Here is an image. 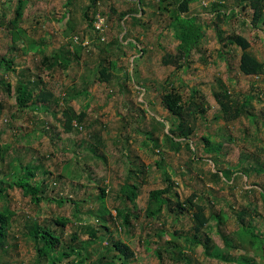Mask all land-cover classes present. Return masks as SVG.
I'll list each match as a JSON object with an SVG mask.
<instances>
[{
	"label": "rangeland",
	"instance_id": "obj_1",
	"mask_svg": "<svg viewBox=\"0 0 264 264\" xmlns=\"http://www.w3.org/2000/svg\"><path fill=\"white\" fill-rule=\"evenodd\" d=\"M247 4L191 0L183 16L195 18L201 39L186 58L167 1L0 0V184L7 189L0 212L10 214L0 264H36L34 225L62 237L47 264H264V76L243 75L242 50L221 41L240 36L245 52L264 62V8L253 25ZM21 82L22 89L43 82L52 99L20 106ZM167 94L199 107L189 140L176 133L180 120L166 109ZM217 95L230 107L250 99L228 119ZM68 110L85 119L66 134ZM27 167L33 183L44 184L39 205L13 186ZM135 185L132 202L123 191ZM169 186L166 197L185 212L150 202L151 192ZM192 198L209 221L198 235L185 206ZM60 218L65 228L55 226ZM69 245L80 255L66 260Z\"/></svg>",
	"mask_w": 264,
	"mask_h": 264
},
{
	"label": "trees",
	"instance_id": "obj_2",
	"mask_svg": "<svg viewBox=\"0 0 264 264\" xmlns=\"http://www.w3.org/2000/svg\"><path fill=\"white\" fill-rule=\"evenodd\" d=\"M167 1V3L173 5V12L175 14V20L177 23H173L176 27L179 28L177 32V36L179 39L182 40L181 49L185 55L186 58L192 57L193 51L197 48L198 43L200 42L201 35H200V26H196L194 22V17H185L183 16L184 13H186L189 9V4L191 0H163ZM248 8L252 10V18H251V24L256 25V23L260 22V19L262 17L263 8H264V0H248L247 4ZM216 20L217 22L220 21L218 12L216 13ZM22 15L21 7L16 10L15 17L13 20L10 21L9 28H15L16 22L20 19ZM222 42H225L223 44V47L229 46V45H235L238 46L242 53L240 55L239 63H238V69L239 71L246 76H264V62H258L256 59L248 55L245 50L248 48V43L245 42L243 38L237 35L228 36L225 39L221 40ZM172 56H169V59L166 60V63H170L172 60ZM46 63V61H45ZM50 66V65H49ZM103 75H105L106 70H102ZM22 86H24V83L21 82L19 84V88L17 89V94L15 96V100L20 104L22 107H26L27 101H32V103H43L45 104L48 100L52 99V94L47 92L45 90V85L43 82H39L38 84H34L31 82H28L27 88L22 89ZM28 89V90H27ZM8 92H11V87L8 85L7 88ZM37 92V94H34V92ZM11 94V93H10ZM15 95V93H14ZM223 96L217 95L216 100L220 104L221 110L223 114L228 118H237L243 114V111L241 109V106H245L247 104L246 101H248L250 98H246V101L243 102V105H236L233 107H230L227 103H224L221 98ZM163 103L166 107V109L175 117H177L180 120V126L177 129L176 133L180 134L181 137H183L186 140H189L190 137L195 133L194 129L190 127L189 118L190 116L197 111L198 105L195 102H190L188 105H185L182 101V97L179 94H167L163 96ZM66 121L64 124L65 127V133L69 134L72 132L73 125L72 123H83L85 119V115H77L75 111L68 110L65 113ZM173 134H175L173 132ZM205 143L208 147L207 152H211L214 150L210 147V141L208 139H204ZM218 150V149H217ZM216 150V151H217ZM3 149L0 147V163L3 162L4 159V153ZM33 179H35L34 172L31 170V168L27 167L25 168L23 177L19 178L18 181L13 185L17 189H19L23 196L26 198H29L31 203L33 205H39L43 200V195L45 193V188L43 187V183H33ZM10 188V187H9ZM171 186H169L165 190H157L153 191L150 194V202H161L164 206L170 207V213L177 215V213L181 214L182 212L186 211V207H183L181 203H178L177 206L174 204L173 199L167 198L166 196L171 193ZM7 189L3 188V185L0 184V195H3ZM138 187L135 185L133 187L127 186L123 193H127L129 196V200L132 202H135L138 198ZM104 192V191H103ZM106 193H103V200L105 199ZM195 198V197H194ZM192 198L188 203H186L185 206H189L190 211H192L193 214V220H194V229L193 232L198 234H201V231L203 228L208 224V218L206 217L204 213V208L197 205L195 203V199ZM261 198L264 202V194L261 195ZM118 216L123 215L120 212H117ZM9 212L8 210H4L0 212V238L6 237V229L8 228V221H9ZM148 215L151 218L155 217L156 213H150L148 212ZM137 218V216H135ZM130 218L131 215L127 214L125 218V224L130 226ZM215 220L222 221L221 216H217ZM67 220L60 218L56 219L55 226H59L60 228H65L67 225ZM7 227V228H6ZM196 234L194 235L193 241L194 244L200 245V241H197ZM251 234V233H250ZM30 237L33 240V243L35 244V251H36V264H47V260L50 255L57 253L62 246V237L57 235L56 232L48 227V226H40V225H34L31 232ZM77 236L74 235L72 237V241H77ZM254 239H257L256 236H252ZM168 247H174L176 250H180V247H177L174 245V243L168 242ZM117 250L121 251V253H125V256L127 259H130L133 257V254L126 246H122L121 244H118L116 246ZM62 257L64 259H70L75 254L80 255V249H76L73 245H69L68 247L62 248ZM161 254V253H160ZM164 261V259H162ZM245 264H250L249 260H245Z\"/></svg>",
	"mask_w": 264,
	"mask_h": 264
},
{
	"label": "built area",
	"instance_id": "obj_3",
	"mask_svg": "<svg viewBox=\"0 0 264 264\" xmlns=\"http://www.w3.org/2000/svg\"><path fill=\"white\" fill-rule=\"evenodd\" d=\"M103 22H104V21L102 20V23H100V24L98 25V27H101V26H102V24H103Z\"/></svg>",
	"mask_w": 264,
	"mask_h": 264
}]
</instances>
